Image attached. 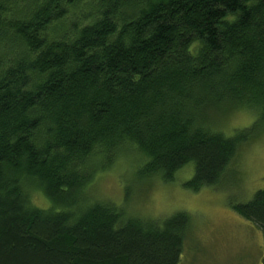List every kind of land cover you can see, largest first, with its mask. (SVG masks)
<instances>
[{
  "label": "trees",
  "instance_id": "obj_1",
  "mask_svg": "<svg viewBox=\"0 0 264 264\" xmlns=\"http://www.w3.org/2000/svg\"><path fill=\"white\" fill-rule=\"evenodd\" d=\"M263 133L264 0H0V264H179L186 213L132 215L94 180L192 165L198 192ZM231 209L264 241V190Z\"/></svg>",
  "mask_w": 264,
  "mask_h": 264
},
{
  "label": "rangeland",
  "instance_id": "obj_2",
  "mask_svg": "<svg viewBox=\"0 0 264 264\" xmlns=\"http://www.w3.org/2000/svg\"><path fill=\"white\" fill-rule=\"evenodd\" d=\"M229 118L223 127L228 132L226 136H231L235 129L250 127L253 122L245 113ZM232 127L237 128L229 132ZM124 169L125 165L120 162L111 171L99 175L91 186V194L116 205H123L127 200L128 212L146 219L186 213L190 228L179 264L261 263L264 253L261 231L240 218L231 206L245 204L257 191L264 190V133L238 151L226 181L198 192L183 187L193 175L192 165L179 171L172 183H145L139 191L125 181L129 173ZM32 199L37 206L47 207L40 193L34 192Z\"/></svg>",
  "mask_w": 264,
  "mask_h": 264
}]
</instances>
